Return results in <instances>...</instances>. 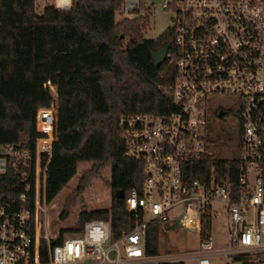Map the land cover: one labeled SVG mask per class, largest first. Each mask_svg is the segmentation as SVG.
<instances>
[{
	"label": "built area",
	"instance_id": "1",
	"mask_svg": "<svg viewBox=\"0 0 264 264\" xmlns=\"http://www.w3.org/2000/svg\"><path fill=\"white\" fill-rule=\"evenodd\" d=\"M52 5L67 10L70 0ZM137 8V0H123L124 14ZM162 8L172 13L167 57L174 107L118 119L123 154L141 163L143 176L140 190L122 195L132 227L113 238L108 221L89 219L66 237L44 226L38 233L46 208L40 156L48 158L54 138L52 104L35 113L41 136L32 209L0 204V264H264V0H170ZM218 97L228 99L225 109L215 104ZM213 107L234 122L236 157L225 161H236V169L212 168L202 180L189 179L188 162L212 156L207 116ZM3 148L8 151L0 154V173L4 155L28 164L25 149ZM233 170L236 180L228 181ZM176 209L175 228L197 235L196 250L145 254L147 223L165 231L167 215Z\"/></svg>",
	"mask_w": 264,
	"mask_h": 264
},
{
	"label": "trees",
	"instance_id": "2",
	"mask_svg": "<svg viewBox=\"0 0 264 264\" xmlns=\"http://www.w3.org/2000/svg\"><path fill=\"white\" fill-rule=\"evenodd\" d=\"M32 1L0 0V147L25 149L28 154L27 165L4 155L0 204L15 210L32 209L35 143L41 136L35 130V113L55 102L50 154L48 158L40 156L41 165L46 162L45 201L49 203L66 185L77 163H89L59 213V218H65L68 206L88 181L108 165V208L80 210L70 231L80 232L89 219H103L116 238L132 227L133 220L123 198L115 193L140 190L143 178L141 163L123 154L118 119L173 109L170 59L166 56L156 66L151 58V52L172 43L173 30L169 26L155 38H143L150 9L140 0L137 10L127 13L131 16L122 12L123 0H70L67 10L45 3L34 13ZM236 165V161L229 164L202 155L188 162L186 175L202 180L212 168L229 172L230 166L236 169ZM234 172L228 174V181L236 180ZM158 234V225L148 222L145 254L158 253Z\"/></svg>",
	"mask_w": 264,
	"mask_h": 264
},
{
	"label": "rangeland",
	"instance_id": "3",
	"mask_svg": "<svg viewBox=\"0 0 264 264\" xmlns=\"http://www.w3.org/2000/svg\"><path fill=\"white\" fill-rule=\"evenodd\" d=\"M140 1L144 4L145 8L150 9L147 26L142 31L143 38H155L172 25L171 11L162 8L163 2L170 0ZM32 3L31 12L34 13L38 12L45 3L53 4V0H33ZM139 13L141 15L143 13L142 10H140ZM128 15L131 16L130 14H127V16ZM52 87V85L49 86V89H51L50 92H52ZM52 96L55 97L54 93H52ZM227 103L228 99L223 97H218L215 100V104L222 109L227 107ZM53 105H55V102ZM210 114L211 113L207 116L209 129L208 135H210L212 143L208 150L213 158L217 160H227L236 157V140L233 136L234 122L231 120V117L225 116L221 123H217ZM6 151L8 150L0 147V154L5 153ZM89 167L90 164L87 162L77 163L75 174L55 195V197L49 203H46L44 216L43 212L38 216L40 219V221H38V233H43L44 226L45 230L50 234L62 231L63 236L66 237L70 235V230L76 226V220L80 210L108 208L111 198V189L108 186L110 167L107 165L98 171V177L91 178L88 181L87 186L83 189L80 195L75 198L72 205L68 206L69 208L67 209L66 217L62 219L59 218V213L63 209V204L66 201V198L74 192L78 185L81 173ZM177 215V209L169 212L167 216L171 222H167L164 227L166 230L158 234L159 253L161 254L167 251H195L198 247V238L195 233L175 228L173 221L177 219Z\"/></svg>",
	"mask_w": 264,
	"mask_h": 264
},
{
	"label": "water",
	"instance_id": "4",
	"mask_svg": "<svg viewBox=\"0 0 264 264\" xmlns=\"http://www.w3.org/2000/svg\"><path fill=\"white\" fill-rule=\"evenodd\" d=\"M121 37V36H120ZM170 48V44L167 43L165 44L164 46H162L161 48H159L158 50L154 51V52H151V58H152V61L153 63L157 66L159 64H161L165 59H166V56H167V52ZM48 83L46 82L44 84V86H46ZM123 195L122 191L121 190H118L116 193H115V196L117 198H121Z\"/></svg>",
	"mask_w": 264,
	"mask_h": 264
},
{
	"label": "flooded vegetation",
	"instance_id": "5",
	"mask_svg": "<svg viewBox=\"0 0 264 264\" xmlns=\"http://www.w3.org/2000/svg\"><path fill=\"white\" fill-rule=\"evenodd\" d=\"M213 109V110H212ZM211 109V117L216 120L217 123H221L224 120L225 113L223 110L218 108H212Z\"/></svg>",
	"mask_w": 264,
	"mask_h": 264
},
{
	"label": "crops",
	"instance_id": "6",
	"mask_svg": "<svg viewBox=\"0 0 264 264\" xmlns=\"http://www.w3.org/2000/svg\"><path fill=\"white\" fill-rule=\"evenodd\" d=\"M158 232H159V233H162L163 231H159V229H158ZM158 253H159V249H158Z\"/></svg>",
	"mask_w": 264,
	"mask_h": 264
}]
</instances>
